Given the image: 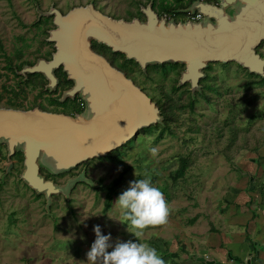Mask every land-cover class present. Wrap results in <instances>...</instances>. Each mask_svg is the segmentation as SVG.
<instances>
[{"label": "rangeland", "instance_id": "rangeland-1", "mask_svg": "<svg viewBox=\"0 0 264 264\" xmlns=\"http://www.w3.org/2000/svg\"><path fill=\"white\" fill-rule=\"evenodd\" d=\"M150 1L0 0V107L20 106L22 100L34 108L46 94L40 87L26 84L7 70L9 57L14 64L20 63L14 54L17 50H23V60L35 63L54 51V44L44 41V32L54 26L50 22L38 25L36 3L43 11L55 5L67 13L76 6L93 2L103 13L125 18L137 14L140 6ZM176 2L180 4V0ZM141 16L145 20V16ZM181 18L182 15L177 16V20ZM261 52L264 55V45ZM153 70L155 72H150L149 76L138 70L134 74L137 85L152 99L164 94L185 103L189 101L188 84L180 90L172 88L178 78L177 72L163 78V68L159 69L161 72ZM167 70L174 71L176 67L168 64ZM205 72L210 75L208 82H204L201 91L194 96V107L178 112V122L171 128L173 135L165 132L159 139L161 132L153 126L140 131L135 139L110 157L90 161L88 178L93 183L78 185L70 200L55 196L49 210L44 205L45 200L37 198L21 180L24 168L19 152L11 159L14 168L4 176L9 161L6 146L0 143V264H87V253L96 240V225L103 235H111L109 252L118 242H142L155 248L165 264H202L191 260L193 251L203 257L207 245L211 246L215 239L227 238L246 244L247 234L259 242L257 252L264 253V242L255 238V229L251 225L244 226L253 216V208L259 216L263 214L262 206L264 208V190L260 194L254 191L257 181L264 188V181L260 180L264 175V84L244 85L258 79L236 63H213ZM36 77L43 80L40 75ZM12 90L18 93L17 98ZM202 91L204 94H199ZM68 105V112L77 111L74 102ZM153 147L158 150L155 157L150 154ZM119 153L120 160H116L115 155ZM185 156L190 166L180 179V186L172 188L171 176ZM126 167L130 170L121 187H129L138 176L146 179L155 176L157 187L161 191L167 187L174 196L168 203L171 210L168 223L145 230L139 240L128 231L127 222L115 205L117 200L105 212V193L97 191L98 181L109 185ZM79 171L50 177L63 185ZM236 189L244 198L235 196ZM183 246L186 251L181 252ZM249 246L244 248L246 254L251 251ZM233 248L232 244L228 258L229 253L235 254ZM172 253H179L180 258L173 260ZM181 255L188 260H181ZM255 256L251 260L249 257L246 263L239 256L234 264H259L258 253ZM212 259L219 261L214 256ZM227 260L222 264H228ZM218 261L216 264H220Z\"/></svg>", "mask_w": 264, "mask_h": 264}, {"label": "water", "instance_id": "water-1", "mask_svg": "<svg viewBox=\"0 0 264 264\" xmlns=\"http://www.w3.org/2000/svg\"><path fill=\"white\" fill-rule=\"evenodd\" d=\"M219 3L215 6L194 0L187 8L176 10L179 14L201 13L204 20L197 23L160 18L154 0L140 6L145 20L131 21L108 16L93 2L76 6L66 14L55 5L43 11L36 3L39 21L53 19L54 29L49 31L47 42L54 44L55 52L50 61L39 58L17 74L24 82L31 75H42L47 82L45 90L54 93L60 84L56 71L62 68L73 86L62 93L60 101L80 95L86 109L71 116L39 107H1L0 143L6 146L10 161L6 174L13 168L11 159L22 152L21 180L45 197L49 210L55 196L70 200L79 184L93 182L83 170L59 185L47 180L41 168L55 176L68 174L85 163L108 158L140 131L163 123L157 103L106 57L96 53L94 42L137 63L145 74L150 66H185L178 87L190 85L193 97L201 91L205 71L213 63H236L264 79V57L258 52L264 43V0Z\"/></svg>", "mask_w": 264, "mask_h": 264}, {"label": "trees", "instance_id": "trees-1", "mask_svg": "<svg viewBox=\"0 0 264 264\" xmlns=\"http://www.w3.org/2000/svg\"><path fill=\"white\" fill-rule=\"evenodd\" d=\"M157 1L158 0H155L154 7H157ZM161 10L171 11V10H173V8L163 4L161 6ZM141 15H142V13H141V11L139 9V12L137 14H131L130 17H125V18H121V19H126L128 21H131L133 18H140L139 16H141ZM49 22L52 23V26H53L52 19H48V18L47 19H43V20L41 19L39 21L38 25H40V26L48 25ZM49 31L50 30L48 29V30H46L44 32V41L48 45H50L47 42V38L49 37ZM263 45H264V43L262 44V46ZM262 46L260 48H262ZM96 47L97 48H95V50L98 53L104 55L114 67H116L117 69H119L122 72H124L127 75L128 78L132 79L135 82L136 85H137L136 81H138V80L136 79V77L134 75L135 74V70H138L142 75L149 76L152 72H155V70L151 71L152 69H156V70L160 71L159 69L163 68L162 72L160 71L162 73L161 75L163 76V78L169 77V73H171V72H177L178 73V75H177L178 78L176 79V82L174 83L172 88H174L176 90H180V88L178 87V83H179V79H180V76H181V72L185 70V66L178 65V64L174 65L176 67V70H174V71H168L167 70V65L150 66V67H148L147 73L145 74V73H143L142 69L139 67V65L137 63H135L133 61H128L124 55L119 54V53L115 54L108 47H106L104 45H99L97 43H96ZM258 52L260 53L259 50H258ZM14 54H15V56H17V60L20 63L14 64V62H13L14 60L11 57H9L7 59L8 60L7 70H10L14 74L15 77L20 78V79H22L24 81V78L18 76L17 72L21 71L22 68L25 65H34L35 62H29V61L23 60V50H21V49L17 50L16 53H14ZM47 57L48 56H46L45 58H47ZM40 58H42V57H40ZM211 68H212V64L209 65L208 69H211ZM36 76L37 75L29 76L28 80L25 81V83L28 84V85H33L34 87H42L43 86V88H44V86L46 85V81L45 80L38 81L36 79L37 78ZM250 76L251 77H256L258 79V81H247V82L244 83V85L247 86V85H252V84H257V83L264 84V79L263 78H261L259 76H256V75H252V74H250ZM209 77H210L209 72H207V78L205 80L201 81V85L204 82H208ZM59 79H60V83H61V78H59ZM62 80H63L65 85H67V86L70 85L69 81L66 79L65 76H64V79H62ZM211 86H212V84L209 85V87H211ZM188 87L190 89V86H188ZM12 92L14 93L15 98H17L18 97V93L16 91H13V90H12ZM44 92H46V91H44V89H43L42 93H44ZM199 94H204V91H202ZM154 98H155V96H154ZM152 100L157 103V106L160 108L161 114L164 117V121H163V123L161 125L154 126L155 127L154 129L158 128L160 130V132H161V134L159 136V139H161L163 137L165 132H169L170 134L173 135L174 133L172 132L171 128H172V126L175 123L178 122V117H177L178 116V112L185 110L189 106L193 108L194 104L196 102V98L192 97L191 93H190V96H189V101L187 103L182 102L181 100L178 101V100L172 98V96H170V95H165L164 96V94L160 95L158 98H155L156 101L154 99H152ZM65 105H66V103H65ZM36 106L37 105H35L34 107H36ZM77 107H78L77 111H76L77 113H79V114L84 113V110H82L79 105H77ZM7 108L16 109V108H20V106H16L14 104H10L9 106H7ZM19 154L23 158V154L22 153H19ZM119 156H120V153L116 154L115 155V159L116 160H118V159L120 160ZM89 163L90 162L85 163V164L88 165ZM189 166H190L189 159L186 158V156L182 157L181 164H180L179 168L176 171H174V173L171 176V179L173 181L172 188H176V187L180 186V179H182L184 177V175L187 172ZM129 170H130V168L126 167L124 169V171L119 175V177L117 179H115L109 185L104 184L102 181H98L99 188H97V191L105 193V200H104V211L105 212L110 210L112 205H113V203H114V201L118 200L119 196L130 187V186L129 187H121L122 183L124 181V177L129 172ZM49 175L54 177V175H51V174H49ZM51 179H53V178H51ZM140 179H146V177L138 176L136 180H140ZM157 180L158 179L155 176L152 177V179H151L152 185L155 186V187L158 186ZM260 180H261V182L264 181V175L260 178ZM263 190H264V188L262 186H260L258 181H257L255 183V186H254V191L260 194V193L263 192ZM162 192L164 193L165 199L167 200V202L170 203L173 200V198H174L173 194L171 192H169V189L167 187L164 188ZM262 204L264 205V200H263ZM192 222H195V221H192ZM182 251H186V248L184 246L181 249V252ZM170 256L172 257L173 260L177 259V258H180L179 253H172V254H170ZM190 256H191V260L192 261L197 262L196 261L197 255H190ZM202 264H206V263L202 262Z\"/></svg>", "mask_w": 264, "mask_h": 264}, {"label": "clouds", "instance_id": "clouds-1", "mask_svg": "<svg viewBox=\"0 0 264 264\" xmlns=\"http://www.w3.org/2000/svg\"><path fill=\"white\" fill-rule=\"evenodd\" d=\"M157 151L153 147L150 154L155 157ZM115 205L137 240L145 230L166 225L171 211L163 192L152 185L150 178L131 182ZM94 232L96 240L87 253V264H165L155 248L142 242H118L109 252L111 235H103L99 225L94 226Z\"/></svg>", "mask_w": 264, "mask_h": 264}, {"label": "crops", "instance_id": "crops-1", "mask_svg": "<svg viewBox=\"0 0 264 264\" xmlns=\"http://www.w3.org/2000/svg\"><path fill=\"white\" fill-rule=\"evenodd\" d=\"M237 192L235 193V196H237L238 199H241V198H244V195L242 197V192L239 193V189H236ZM256 202H254L253 204H255ZM251 208V207H250ZM255 209L256 208H253V216L251 218H249V221H248V224L245 223L244 226H247L249 227L250 225L255 229V232L253 233H257L256 237L255 238H260L261 242H264V208L262 206L261 210L262 211V215L259 216L257 215V213H255ZM247 237L249 238V240H251L250 243H253L252 246H249V240L248 242L245 243H235V242H232L230 239H227L225 238L223 241H220V239H215V242H212V241H207L208 243L209 242H212L211 243V246L210 245H207L206 247V253H204L203 257L199 256L200 254H198V252L195 250L192 252L191 255H195L197 254V262H202V260H204L203 263H206V262H209V263H215L218 261L217 259H212V256L214 257H217L219 259L218 262H220V264H222V262H225L227 259H229V261L227 262L228 264H234L239 256H242L244 258V263H246V261L248 260H251V257L256 258V256L254 257V254H257L258 253V259H259V264H264V253L263 252H257L258 251V248L257 246H259V242L257 243L256 239H252V237H250L248 234H247ZM136 242V241H134ZM222 242V243H221ZM234 245V248H233V251L235 252V254L232 255V253H229V256L230 258H228V251L230 250V246L231 245ZM247 244L248 246L251 248V251H247L248 253L250 254H246L245 252V249L247 247ZM169 251V249H168ZM166 251V252H168ZM256 251V252H255ZM170 253V252H169ZM239 255V256H238ZM186 258L185 255H181V260ZM236 258V259H235ZM186 260H188L186 258ZM185 261V260H184ZM261 261V263H260ZM207 264V263H206Z\"/></svg>", "mask_w": 264, "mask_h": 264}, {"label": "flooded vegetation", "instance_id": "flooded-vegetation-1", "mask_svg": "<svg viewBox=\"0 0 264 264\" xmlns=\"http://www.w3.org/2000/svg\"><path fill=\"white\" fill-rule=\"evenodd\" d=\"M159 1V0H158ZM157 1V2H158ZM192 1H194V0H180V4H178L177 2H176V0H173V4L178 8V9H185V8H187L189 5H190V3L192 2ZM154 3H155V0H154ZM95 4V3H94ZM96 6V5H95ZM155 8V10H156V7H154ZM157 11V10H156ZM102 12V11H101ZM158 13V12H157ZM64 14H66V13H64ZM105 14V13H104ZM107 15V14H106ZM109 16V15H108ZM112 17V16H111ZM113 18H116V17H113ZM116 19H121V18H116ZM141 19V18H140ZM176 19H177V17H176ZM182 19V18H181ZM142 20V19H141ZM52 21H53V19H52ZM54 46V45H53ZM95 48H97L96 47V43L94 42L93 43V50L96 52V53H98L96 50H95ZM259 51H260V54L262 55V56H264L263 54H262V52H261V48L259 49ZM55 52V48H54V51L53 52H51L50 53V55L47 57V58H45V59H47L48 61H50L51 59H52V55H53V53ZM98 54H100V53H98ZM100 55H102V54H100ZM104 56V55H103ZM105 57V56H104ZM56 75L58 76V78H61V83L59 84V87H58V90L56 91V92H54V93H48V91H46L44 88H45V86H44V88H39V87H37V88H39L41 91L44 89L45 91H46V94L45 95H43L44 96V98L42 99L41 98V100H39V103H38V105L36 106V107H39V108H41L42 110H44V111H47V112H51V113H59V114H67V115H71V116H75L76 114H79V113H77L76 111H70V112H68L67 111V108H68V104L70 103V102H74V104H75V107H77V105H78V99L79 98H81L80 97V95H78L74 100H72V99H68V100H66L65 102H61L60 101V98L62 97V93L65 91V90H68V89H70L72 86H73V83L72 82H69L70 83V85H65L64 84V82H63V80L62 79H64V76L66 77V79H67V75L63 72V69L61 68L60 70H58V71H56ZM41 77L43 78V80H45V78L41 75ZM37 79V78H36ZM38 81H42V80H40V79H37ZM60 80V79H59ZM46 81V80H45ZM46 84H47V82H46ZM63 85V86H62ZM33 86V85H32ZM190 86V85H189ZM65 87V88H64ZM38 93H40V92H38ZM37 96H38V94H37ZM45 100L47 101L46 103H44L45 102ZM65 103H66V105H65ZM43 107V108H42ZM35 108V107H34ZM16 109H21V108H16ZM28 109H32V108H28ZM28 109H25V110H28ZM24 110V109H23ZM85 111V110H84ZM68 112V113H67ZM7 149V148H6ZM19 153H22V152H19ZM18 154V152L16 153V155ZM23 154V153H22ZM15 155V156H16ZM17 160V159H16ZM11 162H12V160H11ZM9 163H10V161H9ZM13 163V168H14V166H15V164H14V162H12ZM22 163H24V156H23V162ZM23 166H24V164H23ZM12 168V169H13ZM80 169V171L79 172H77V174L76 175H78V174H80L83 170H86V174H87V177L89 176L88 175V170H87V165L86 164H83V165H81V166H79L76 170H74L75 172L77 171V170H79ZM46 171V172H45ZM10 173V172H9ZM41 174L42 175H44L45 177H46V179L47 180H52L51 178H50V175L49 174H51V173H49L46 169H44V168H41ZM5 175H7L6 173L4 174V176ZM53 175V174H52ZM75 175V176H76ZM55 176V175H54ZM74 176V175H73ZM72 176V177H73ZM70 179V178H69ZM68 179V180H69ZM67 180V181H68ZM53 181H55V180H53ZM67 181H65L64 183H63V185L67 182ZM56 182V181H55ZM57 183V182H56ZM57 184H59V185H61L60 183H57ZM80 185V184H79ZM27 186V185H26ZM28 187V186H27ZM29 188V187H28ZM77 188V187H76ZM30 189V188H29ZM31 190V189H30ZM75 190L76 189H74L73 190V192H72V194H71V196L73 195V193L75 192ZM31 192L37 197V198H41V199H44L45 200V197L42 195V196H39V195H37L33 190H31ZM45 206H46V200H45V204H44ZM27 264V263H26Z\"/></svg>", "mask_w": 264, "mask_h": 264}, {"label": "built area", "instance_id": "built-area-1", "mask_svg": "<svg viewBox=\"0 0 264 264\" xmlns=\"http://www.w3.org/2000/svg\"><path fill=\"white\" fill-rule=\"evenodd\" d=\"M202 2H208L212 5H215V6H219L220 3H219V0H200ZM166 5V6H170L173 8V10L171 11H167V10H161V6L162 5ZM156 10L158 12V15L160 18H163L167 21H170L172 19H175L176 22H188V23H197V22H200L202 20H204V16L201 14V13H191V12H188V13H182V14H179L176 12V10H178V8L173 4V0H159L157 2V7H156ZM178 15H182L183 18L180 19V20H177L176 17ZM19 104H20V108L21 109H28V108H31L29 107V105L27 104V102H23L22 100L19 101ZM78 105L80 106V108L82 110H85L86 109V104L84 102V100L82 98H79L78 99Z\"/></svg>", "mask_w": 264, "mask_h": 264}]
</instances>
